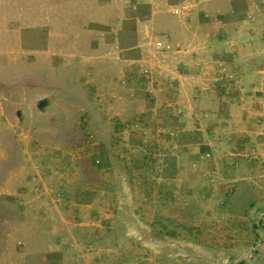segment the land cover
I'll return each instance as SVG.
<instances>
[{"label":"rangeland","instance_id":"rangeland-1","mask_svg":"<svg viewBox=\"0 0 264 264\" xmlns=\"http://www.w3.org/2000/svg\"><path fill=\"white\" fill-rule=\"evenodd\" d=\"M0 264H264V0H0Z\"/></svg>","mask_w":264,"mask_h":264},{"label":"crops","instance_id":"crops-1","mask_svg":"<svg viewBox=\"0 0 264 264\" xmlns=\"http://www.w3.org/2000/svg\"><path fill=\"white\" fill-rule=\"evenodd\" d=\"M219 43V42H218ZM225 46H227L228 44H224ZM225 49V52L227 50H229V46L227 47H224ZM223 55V56H222ZM221 55V59L218 60V62H224L225 64H228V54L227 53H224L223 51V54ZM213 62L216 63L215 59L213 60ZM196 64H198L197 66H199L198 68V71L200 73L199 75V87L195 90L196 93L200 94V96L202 97H218L220 100V102L218 103V105H214L213 107L216 109H214L213 111H215L217 114H220V113H229L228 111V108L230 107L228 104H227V99H228V95L227 93H225L224 91H218V88L215 90H213V87L215 86L214 82L213 81L215 78L214 77H209L207 78L206 75H204V65H206V60L203 58V56H197L196 57ZM211 65V68L212 69H216V65L214 63H210ZM206 72V71H205ZM180 80L182 81V79H187L186 77V74L183 73L182 75H180ZM217 80V79H216ZM208 83V84H207ZM223 90V89H222ZM218 99V101H219Z\"/></svg>","mask_w":264,"mask_h":264},{"label":"built area","instance_id":"built-area-1","mask_svg":"<svg viewBox=\"0 0 264 264\" xmlns=\"http://www.w3.org/2000/svg\"><path fill=\"white\" fill-rule=\"evenodd\" d=\"M155 49L158 51H170L172 50L174 43L171 38V32L166 31L161 36L156 38L154 42Z\"/></svg>","mask_w":264,"mask_h":264}]
</instances>
